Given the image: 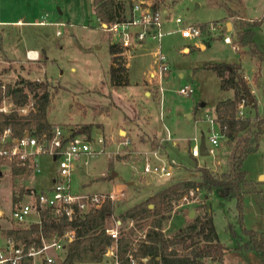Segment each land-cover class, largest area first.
Wrapping results in <instances>:
<instances>
[{"label": "rangeland", "instance_id": "rangeland-1", "mask_svg": "<svg viewBox=\"0 0 264 264\" xmlns=\"http://www.w3.org/2000/svg\"><path fill=\"white\" fill-rule=\"evenodd\" d=\"M263 2V0H160L158 4L167 7L170 16L178 15L182 25L204 23V31L198 39L182 36L179 32L162 36L160 51L169 60L170 70L169 75L162 81L160 103L155 83L144 79L146 72L152 68L151 54L135 55L128 60L126 84L115 85L110 81L108 67L112 57L108 50L109 42L107 33L98 26V20L93 13L92 0H0V18L6 17L3 14L4 8L7 7V12L13 17L22 12L30 15L32 9L37 8V10H49L55 19L61 22L63 20L61 25H55L54 22L57 20L49 22L47 18L43 19L46 22L41 25L0 24V34L8 46L7 53L12 57L16 59L21 57L25 45L44 49L38 51L37 59L14 62L0 50V82L12 84L19 76L46 80L48 90L54 93L46 111L50 123L60 124L75 133L82 124L89 123V136L94 138L98 134L104 136L106 147L103 152L89 156L85 164L81 159L75 162L71 185L74 190L81 192L122 188L124 195L113 203L114 209L111 212L114 218L121 220L120 234L127 231L122 229L126 224V219L120 216L123 209L173 181L193 179L197 176L196 168L199 166H206L212 170L228 168L226 155L230 145L224 137L216 147L214 158L208 155L193 158L188 152L193 136L200 139L201 136L205 138L207 135L208 124L203 118L205 114L211 116L214 114L209 108L217 100L231 94L228 89H220L215 72L202 65L204 62H230L237 59L236 51L231 44L222 40V36L226 34L230 33V39L233 35L234 18L226 16L227 7L237 10L241 18L250 20L245 16L254 18L261 16ZM56 8L61 12L58 13ZM8 18L11 16L9 15ZM210 22L216 27L214 30L209 28ZM174 26L171 20L163 24L164 29ZM57 29L58 34L55 33ZM211 39L213 40L210 45L205 48L195 44V41L203 43ZM253 40L264 52V18L253 28ZM184 45L187 48L182 50ZM146 48H151V44H147ZM245 67L250 74L248 85L251 89H255L256 80L262 78L261 68L256 64L253 70H249V63ZM184 83L192 87L189 95L177 92L178 87ZM145 91L148 93L145 94ZM251 93L258 101L255 107L248 102L245 108L246 116L252 117L255 111L259 117L264 116L262 91L257 95L256 91ZM32 101L29 96L27 102L21 105L22 109L20 106H16L15 109L18 113L25 114ZM197 102H205L202 108L204 111L199 110L198 104H195ZM193 104L195 111L199 110L195 112L197 117L186 118L185 112ZM0 105L5 106V112L14 108L8 96L2 97ZM160 112L161 116H159ZM261 125L264 127V122ZM119 127L127 130L130 149H143L154 142L162 154L173 157L178 166L172 169L171 176L158 178L133 172L130 155L113 154L115 145L123 136L117 131ZM165 127L173 137H176V143L171 144L169 140L156 141L149 136L154 134L159 138L165 135ZM168 149L171 151L168 152ZM131 156L137 164L135 154ZM126 157L130 162L123 163ZM10 168L5 163H0V209L3 210L4 216L0 218V226L8 225L9 210L14 201L13 197L18 198L16 193L18 194L19 188L25 193L21 195V201H28L30 197L26 194L27 191H38L50 184L56 162L48 155L40 154L37 156L36 171L30 170L27 176L19 175L13 178L10 175ZM241 168L245 170L249 180L257 178L258 173L264 172V134L259 136L256 149L244 156ZM112 171L116 173L114 176H111ZM127 180L131 181L126 182ZM260 183L254 193V207L257 211L249 207L245 197L242 206L243 224L256 230H264V180ZM201 196L204 203L198 206L191 205V208L195 209V214H201L210 207L218 238L230 249L225 253V261L227 263L234 261L233 264H264V252L257 254L253 250L235 249L236 245L245 240V235L238 222L234 199L224 198L218 187L212 189L209 201ZM183 215L182 218L180 214H171L170 226L165 229L164 234H172L191 218L186 217L184 213ZM27 218L36 220L37 215L29 212ZM144 221L135 220V226ZM166 223L167 220L162 226ZM137 228L145 229V227ZM205 260L209 262L208 258ZM98 264H112V262L103 259Z\"/></svg>", "mask_w": 264, "mask_h": 264}, {"label": "trees", "instance_id": "trees-1", "mask_svg": "<svg viewBox=\"0 0 264 264\" xmlns=\"http://www.w3.org/2000/svg\"><path fill=\"white\" fill-rule=\"evenodd\" d=\"M160 0H155L158 5ZM93 13L96 19L109 22L122 16V3L119 0H92ZM225 4V3H223ZM226 16L233 17L231 41L236 45L239 54H247L256 60L261 68V91L264 97V52L253 40V28L259 25L264 18V13L253 19L241 18L238 11L227 7ZM203 29L204 23L199 24ZM112 61L109 64V79L112 84L127 83V67L116 60L119 48L116 45H108ZM203 67L212 69L219 80L220 89L231 88L233 96L218 100L213 107L224 139L230 145L226 155L228 168L224 170H212L206 166L196 168L197 176L193 179H180L173 181L164 187L152 192L144 199L128 206L120 213L124 220H145L137 227H145V238L139 240L135 255L143 256L146 264H224L222 255L228 248L221 243L213 225L211 211L204 210L201 214H194L183 226L177 228L172 234H164L160 228L162 223L170 217L171 200L189 187L203 189V196L213 188L218 187L224 198H233L235 202L238 222L245 235V240L235 246L237 250H253L257 254L264 252V230H256L246 227L242 221V206L244 194L255 188L256 181L246 177L245 170L241 168L244 156L254 151L257 140L264 134V116L255 114L250 117H235L234 111L240 98L255 107L256 99L250 91L248 83L242 76L240 66L236 62H204ZM54 93L48 90L46 80L28 79L22 76L10 83L0 82V100L8 96L14 108L7 112L0 111V132L9 127L11 134L20 136L25 130L39 131L47 128L50 122L47 120L46 111L50 99ZM33 99V109L25 114L18 113L16 106L25 104L28 97ZM90 124L84 123L78 128V132L89 134ZM151 146H157L151 142ZM0 163L2 161L0 160ZM29 168L12 165L11 177L19 175L27 176ZM24 192L18 190V197ZM17 198L13 197V200ZM204 203V201H203ZM202 203V204H203ZM114 205L105 201L100 208L90 209L81 216H75L71 220H55L47 208L39 212V226L31 222L25 227L10 226L1 229L3 235H12L15 238L25 240H38L37 234L48 236L52 233L60 234L67 228L74 229V237L65 244L63 255L58 264H74V262H97L104 255L106 245L112 238L103 230V219L111 213ZM149 220L146 221V219ZM131 231H123L116 241V264H132L126 257V251L130 247ZM208 258L209 262L205 259ZM21 264H31L29 258L22 260ZM44 264H52L44 262Z\"/></svg>", "mask_w": 264, "mask_h": 264}, {"label": "built area", "instance_id": "built-area-1", "mask_svg": "<svg viewBox=\"0 0 264 264\" xmlns=\"http://www.w3.org/2000/svg\"><path fill=\"white\" fill-rule=\"evenodd\" d=\"M119 2L122 3V16L109 22H102L97 19L98 26L107 33L109 44L119 48L114 55L119 63L125 67L128 65V60L135 55H152V68L146 72L144 79L155 83L161 103L162 81L166 78L170 68L169 60L160 51L162 36L167 33L179 32L182 36L198 39L204 28L202 29L199 24L182 25V20L178 15L170 16L167 7L159 4L154 5L155 0H119ZM170 20L175 26L164 29V22ZM43 22L45 21H39V23ZM54 24L61 25L63 22L56 21ZM209 25L212 30L216 28L211 22ZM55 33L58 34L59 30H55ZM222 40L231 44L233 49L237 48L229 35L222 36ZM149 43L151 48H146ZM191 91L192 87L188 83L182 84L177 89V92L183 95H189ZM247 105L248 102L246 103L244 98H240L236 104L234 116L239 118L246 116L245 108ZM20 107L22 109V106ZM30 109H33V101L30 102ZM0 111L5 112V106L0 105ZM159 116H161V112ZM203 120L208 124L206 137L201 136L206 150L204 155L214 158L216 147L224 135L214 114L212 116L205 114ZM165 131V138L170 139L171 135L166 127ZM191 140L189 154L196 158L201 155L199 153L200 139L193 136ZM94 143L96 145H93ZM105 147L102 134H98L94 138L89 135L86 136L82 132L75 133L57 123H50L47 128L39 131L25 130L20 136L12 135L9 127L3 128L0 132V160L6 165L10 167L15 165L36 171L38 169L37 156L40 154L48 155L56 162V169L48 187L38 191H27L26 194L30 197L28 201H21L20 196L12 202L9 217L14 226L23 228L31 222H35L39 226V212L42 208H47L55 220H71L90 209L100 208L105 201L113 204L119 200L124 195L122 188L81 192L74 190L71 185L75 162L81 159L85 164L89 156L103 152ZM129 147L130 140L126 135H123L115 145L113 154L130 155L131 162L127 160V157L122 162H130L133 172L166 178L171 176L172 169L178 166L177 161L173 157L162 154L158 146H149L138 150H132ZM122 148L123 150H120ZM131 154H135L137 157V164L134 163L132 157L134 155L131 156ZM24 194L23 192L21 195ZM202 194L203 189L192 186L187 188L180 196L171 200V214L183 212L187 216L191 205L198 206L203 203ZM192 209L195 211L194 208ZM29 212L37 215L36 220L31 221L27 218ZM170 217L166 219V225L160 228L163 233L168 227ZM120 225L121 220L114 218L112 213L107 214L103 219V230L112 238L111 243L105 247L104 255L111 256L115 264L116 241L119 237ZM122 229L131 231L130 247L126 251L127 259L132 264H146L143 256L134 253L138 241L145 238V229L137 228L135 220L132 218L126 219V224ZM73 237V228H67L60 234L52 233L48 236H42L39 232L37 234L38 240L31 241L0 233V264H21L25 258H29L31 264H44V262L57 264L62 258L65 244Z\"/></svg>", "mask_w": 264, "mask_h": 264}, {"label": "crops", "instance_id": "crops-1", "mask_svg": "<svg viewBox=\"0 0 264 264\" xmlns=\"http://www.w3.org/2000/svg\"><path fill=\"white\" fill-rule=\"evenodd\" d=\"M36 1H38V0H36ZM264 1V0H263ZM48 10V9H47ZM56 10L58 11V13H60L61 12V10H59L58 8H56ZM264 13V2H263V6H262V9H261V14L260 15H262ZM241 14V13H240ZM9 15L11 16V18H8L9 17ZM59 15V14H58ZM242 15V14H241ZM3 16H6V17H3V18H0V24H3V25H26V24H42V23H39V21L40 20H43L44 18H47V21H59L58 19H55V17H53V15H52V13H51V11H46L45 9H41V10H37V8H35V9H32V11H31V14L30 15H27V12L26 13H20V14H16V15H14L15 17H13L12 16V14H9L8 12H7V7H5L4 8V14H3ZM27 16H30L29 18H27ZM49 16H51V17H49ZM244 16V15H243ZM245 17H247V18H249V19H251V18H254V17H248V16H245ZM43 21H45L46 22V20H43ZM61 21V20H60ZM45 22H43V23H45ZM62 22H63V20H62ZM226 24H228V22H226ZM229 35H230V33H229ZM221 36H222V34H221ZM214 39V38H213ZM213 39H211V40H205V42H203V43H198V42H195V44L196 45H199V47L200 48H205V46H207V45H210V43H211V41L213 40ZM7 45L5 44V42L3 41V37H2V35L0 34V50H1V52L7 57V58H9V59H11V61H23V59H30V60H33V59H37L38 58V51L39 50H41V51H43L44 49L42 48V47H39L40 49H37V48H35V47H30V46H24L23 47V50H22V56L21 57H17V59H16V57H12L10 54H8L7 53ZM97 47V46H96ZM187 48V46L186 45H184V46H182V50H184V49H186ZM21 50V49H20ZM235 51H236V49H234ZM236 54H237V59L236 60H234V61H230V62H236V63H238L239 64V66H240V70H243L244 69V71H241V73H242V76L244 77V79H245V81L247 82V83H249L250 82V74H249V72H248V70H246V67H245V65L246 64H248L249 63V65H250V67H249V70H253L254 69V67H255V65H256V63H255V60L253 59V58H250V56H248L247 54H239V53H237V51H236ZM45 57H47V56H45ZM243 68V69H242ZM169 70H170V68H169ZM247 71V72H246ZM169 75V71H168V73H167V75H166V77ZM180 75V74H179ZM127 76H128V69H127ZM218 84H219V80H218ZM223 90H227V89H223ZM228 90H230L231 91V94L229 95V96H226V97H223V98H221V99H219V100H222V99H225V98H231L232 96H233V90L231 89V88H228ZM250 91H256V95L259 93V92H261V86H260V80H256V87H255V89H251L250 88ZM145 94L146 93H148L147 91H145L144 92ZM257 98V97H256ZM218 101V100H217ZM216 101V102H217ZM256 101H258V100H256ZM215 102V103H216ZM214 103V104H215ZM195 104H198L197 106H198V108H199V110H203L204 111V109H202L203 108V106L205 105V102H197V103H195ZM195 104H193L192 105V107L187 111V112H185V116H186V118H195L196 119V115H195V112H198L199 110H196L195 111ZM214 104H213V106L212 107H210L209 108V110L210 111H213V107H214ZM50 121V120H49ZM117 131L119 132V134H120V132L122 131V133L123 134H121V135H127V130L125 129V128H121V127H119L118 129H117ZM169 131V130H168ZM170 133V132H169ZM165 135H166V131H165ZM165 135H163V136H160L159 138H156L155 137V135L153 134V135H149L150 137H152L153 139H155L156 141H161V140H169L170 142H171V144H174V143H176L177 142V139H176V137H173V135H172V133H170V135H171V137H170V139H166L165 138ZM142 143H146V142H144V141H141ZM171 150H169L168 149V152H170ZM189 152V151H188ZM168 156H170L169 155V153H168ZM191 156V155H190ZM192 157V156H191ZM194 158V157H193ZM262 173H264V172H262ZM116 174V173H115ZM259 174H261V173H258V175H257V178H255V179H251L252 181H256V183H255V188H253V190H251V191H248V192H246L245 194H244V197L246 198V200H247V202H248V204H249V207H251L253 210H256L257 211V208L256 207H254L255 206V203H254V196H255V192H256V189H257V185H259V184H261L260 183V181L261 180H264V179H259L258 178V176H259ZM195 178V177H194ZM50 180H51V178H50ZM131 180H127L126 182H130ZM50 184H48V185H45L43 188H46V187H48ZM214 189V188H213ZM212 191V190H211ZM211 191L210 192H208L207 193V196H206V200L207 201H209V195H210V193H211ZM138 202V201H137ZM254 204H253V203ZM136 203V202H135ZM134 204V203H133ZM250 208V209H251ZM208 209L210 210V207H208ZM0 218H3L4 216L2 215L3 214V210L2 209H0ZM195 212L196 211H194V213L193 214H195ZM174 214H180L181 216H182V218L184 217V215H183V212H178V213H174ZM186 217H188V216H186ZM8 220H7V222H8V225H6V226H1V229H6V228H9L10 226H14V223H13V221H12V219L8 216ZM6 219V218H5ZM170 219H171V217H170ZM170 219H169V221H170ZM29 220H35L34 218H30ZM169 221H168V227L170 226V223H169ZM0 233H1V230H0ZM217 234V233H216ZM217 238H218V235H217ZM218 240L221 242V243H223L226 247H229V246H227L224 242H222L219 238H218ZM231 246V245H230ZM231 247H233V246H231ZM227 251H230V249H228V250H226L225 251V253L227 252ZM225 253L222 255V261H223V263L224 264H233V262L234 261H231L230 263H227L226 261H225V258H224V256H225ZM103 259H106L107 261H111L112 262V264H115L114 263V261H113V258L111 257V256H109V255H103V257H102V259L100 260V261H97V262H74V264H98L99 262H101Z\"/></svg>", "mask_w": 264, "mask_h": 264}, {"label": "water", "instance_id": "water-1", "mask_svg": "<svg viewBox=\"0 0 264 264\" xmlns=\"http://www.w3.org/2000/svg\"><path fill=\"white\" fill-rule=\"evenodd\" d=\"M120 134H123L122 131L120 132ZM199 153H200L201 155L206 154V150H205V147H204V144H203V138H202V137L200 138V143H199ZM114 175H115V172L112 171V172H111V176H114ZM258 178H259V179H264V173L259 174ZM193 213H194V210H193L192 208H190V209L188 210V214H187V216H188V217H192V216H193Z\"/></svg>", "mask_w": 264, "mask_h": 264}]
</instances>
